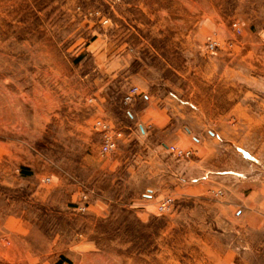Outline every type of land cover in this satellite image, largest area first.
<instances>
[{"label":"rangeland","instance_id":"1","mask_svg":"<svg viewBox=\"0 0 264 264\" xmlns=\"http://www.w3.org/2000/svg\"><path fill=\"white\" fill-rule=\"evenodd\" d=\"M136 25L188 60L169 81L207 139L161 147L184 186L139 212L121 170L133 165L139 197L150 144L101 155L87 98L100 41ZM120 154L137 158L117 170ZM0 264H264V0H0Z\"/></svg>","mask_w":264,"mask_h":264},{"label":"crops","instance_id":"2","mask_svg":"<svg viewBox=\"0 0 264 264\" xmlns=\"http://www.w3.org/2000/svg\"><path fill=\"white\" fill-rule=\"evenodd\" d=\"M121 32L123 38L113 47L102 43V40L99 43L98 84L96 92L87 96L93 100V111L88 119L99 116L102 121L118 127L123 132L119 141L121 146L135 140H146L150 144V154L146 161L150 164L148 171L152 183L145 186L139 197L135 187L134 192L126 191L136 185L131 181L137 172L133 165L129 166L125 162L128 159L133 162L137 157L120 154L112 161V167H117V170L125 164V171L121 170L123 189L120 199L125 195L131 206L140 208L139 212L145 210L146 205L157 202L169 190L184 186L185 181L179 180L174 174L172 176L169 165L162 161L161 147L165 148L169 144L202 147L206 146L207 139L199 129L186 121V115L198 110L196 104L185 99L184 92L178 87H171L169 81V76L174 75L173 67L185 64L188 60L173 58L171 47L154 43L152 38L144 35L143 27L136 25L125 31L121 29ZM179 50L186 49L183 47ZM178 76L187 77L179 72ZM134 86L138 88V94L131 102L125 103L123 99L126 89ZM200 93V97L205 98L210 94L211 100L217 96H213V90L209 92L208 89ZM209 112L212 113V109ZM206 132L212 142L216 138L215 133L208 129ZM195 155L199 156L197 152ZM195 159V162L190 163L193 166L201 160ZM171 183L174 184L173 188Z\"/></svg>","mask_w":264,"mask_h":264},{"label":"built area","instance_id":"3","mask_svg":"<svg viewBox=\"0 0 264 264\" xmlns=\"http://www.w3.org/2000/svg\"><path fill=\"white\" fill-rule=\"evenodd\" d=\"M112 5H117L121 3V0H108ZM107 20H105L106 22ZM213 45L210 43V48H212ZM138 94V88L137 87H131L130 89H128V91L125 93L124 95V102L125 103H129L131 102L134 97ZM96 125L99 126L100 130H101V143H100V148H99V152L101 155H106L107 153L111 152L112 150H114L117 145H118V141L121 139L122 137V131L118 128H113L112 125L104 122V121H97ZM168 149H170L172 152L178 154V155H188L189 152L188 151H182L179 149H176L173 146H167ZM48 180V179H47ZM84 198H86L84 196ZM171 204V199L170 198H166L163 199L159 204H158V211L162 212L164 210H166ZM85 206H81L79 207V209H84Z\"/></svg>","mask_w":264,"mask_h":264}]
</instances>
